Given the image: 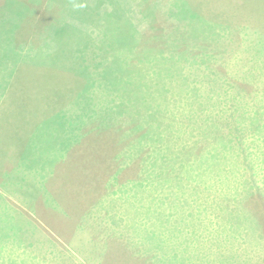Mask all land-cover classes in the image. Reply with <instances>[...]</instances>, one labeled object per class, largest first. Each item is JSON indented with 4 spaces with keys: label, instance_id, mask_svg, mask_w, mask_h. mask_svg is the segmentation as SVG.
<instances>
[{
    "label": "rangeland",
    "instance_id": "rangeland-1",
    "mask_svg": "<svg viewBox=\"0 0 264 264\" xmlns=\"http://www.w3.org/2000/svg\"><path fill=\"white\" fill-rule=\"evenodd\" d=\"M3 2L84 71L3 46L0 264H264V0Z\"/></svg>",
    "mask_w": 264,
    "mask_h": 264
},
{
    "label": "trees",
    "instance_id": "trees-1",
    "mask_svg": "<svg viewBox=\"0 0 264 264\" xmlns=\"http://www.w3.org/2000/svg\"><path fill=\"white\" fill-rule=\"evenodd\" d=\"M11 1L12 0H6V3L8 5H12ZM0 5H2V6L4 5L3 0H0ZM10 9H12V8L10 7V8H7L5 10H2V7L0 8V47H1L0 53H4L3 52V46H6V47L11 48L13 51H15L17 53L18 57H21V55H22V56H26L27 59L30 58V59H32L34 61L35 60H39L37 57H39L41 55H44V54H47L48 58L49 57H53V59H54L53 63L51 64L52 66H53V64H56L57 62H63L64 60H68V64L67 65L70 68H72L73 70H75L76 74L80 75L81 73H83L84 68H82V65L78 62V60L74 59V58L72 59L70 57L71 55L74 54L75 50L69 51L68 50V46H67V48L63 47L64 44L65 45L68 44L67 38H69L70 35H71L70 30L74 31L73 28L69 29L70 26H71L70 23L69 24L64 23L63 26H60L61 23H62V20L59 17H57V16H53V21L51 23H49V21L47 22V19H46L47 23L44 22L43 25H47V28H45L43 30L39 26L37 31L34 30L35 32H31L33 35L36 36L35 37L36 39H40L44 35L47 36V38L44 40V41H46V43H45L46 44V51H43V50L37 51V48L35 47L36 45L29 42V45H30L29 48H31V53H29V48H27V49H24V51H23V52H25V55H23L21 53H20L21 54L20 55L17 52V50H15L13 48L12 45H15L16 42H17V45L25 42V37H24L25 31L21 29L23 27L25 21L27 20L29 22L28 27H30L31 30H32V29L35 28V22L39 20L40 15H42V13H38L37 12L35 14L32 13V14L27 16L26 13L24 14V12H21L18 8H16V10L13 11V12H8ZM150 13H152V12H150ZM95 14H94V16H95ZM98 16H100V15H98ZM6 21L9 22L8 23V28H6ZM21 25H22V27H21ZM4 34H5V37H4ZM126 34H127V30L125 28L119 27V32L116 31V33L112 35L113 41H111L110 43H107V44H111V45L113 44V46H112L113 48L120 46L121 43L124 42L123 36L126 35ZM12 38H14V40L16 42H14ZM66 50H67V52H66ZM117 50H118V48L115 49V53L118 54L119 52ZM36 54L38 56L36 58H34V55H36ZM68 54H69V56H68ZM121 54H122V52L119 53L120 56H122ZM199 54H201V51H200ZM42 59H43V57H42ZM112 62L113 63H111V66L113 68H115L114 70H117V71L121 72V74H122L120 77L116 76V80L112 81V86L116 90H118L119 93H122L125 90L123 88L125 86H127V85H130L131 81H126L125 80V76H126L125 75V71H126V69L122 66V64H121V67H119V65H118V63L116 62L115 59ZM162 64H164V62ZM199 68L200 67H198V69ZM106 74H109V73L106 72ZM48 91L50 93H52V89H49ZM133 92L138 94L139 90H137V91L134 90ZM20 94H19V97H20ZM43 94H44L43 91L38 92V94L36 92L33 93V95H34L33 99H35V100L38 99L39 103H42V104H35L36 108L42 109L43 107H45L46 103L44 101H45V99L47 97V95H46L47 93L44 94V95ZM132 95H133V93L131 91H129V90L124 93V97L125 98H129L130 99ZM32 96L29 97V98H32ZM124 97L122 95V98H124ZM17 99L18 98L14 99L15 100L14 101V106L16 108H17V106H16L17 105ZM136 99L138 100L139 98L136 97ZM122 102L124 103V100ZM123 107H125V106L123 105ZM107 113L112 114L111 112H107ZM14 115H10L9 119L7 121L9 129H12L14 127L12 125V122H13V119H14ZM6 117H8V116H6ZM150 117L153 118L152 114H151ZM42 119H43V117L42 118L36 117V121H40ZM46 121H49V120H47V118H46L43 121H40V122H42V124H40V125H47V124H45ZM145 125L147 126L146 127L147 130H145L144 135H148V134L149 135L153 134L152 136H154V134L158 135V131L160 129L159 126L155 127V125H153V123L150 124L149 121H145ZM15 127L17 128V130L20 129L19 125L15 126ZM152 128L155 131L153 133H151V131H150ZM153 139H155V137H153ZM153 143L155 145L157 144V142H155V141Z\"/></svg>",
    "mask_w": 264,
    "mask_h": 264
}]
</instances>
